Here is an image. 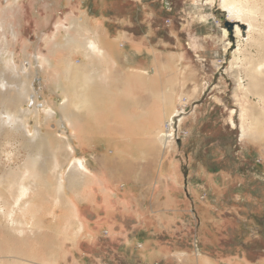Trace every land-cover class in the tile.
Wrapping results in <instances>:
<instances>
[{
    "label": "rangeland",
    "instance_id": "374dc122",
    "mask_svg": "<svg viewBox=\"0 0 264 264\" xmlns=\"http://www.w3.org/2000/svg\"><path fill=\"white\" fill-rule=\"evenodd\" d=\"M17 1L0 0V45L6 44L15 57L14 67L0 62V111L31 110L27 121L31 130L40 114L42 129L55 144L53 151L44 149L45 164L56 157L68 173L74 160L81 158L92 171L105 172L117 189L109 195L108 208L83 203L82 213L93 222L92 235H76L78 224L73 220L64 224L67 233L48 228L52 215L41 220V207L35 209L43 202L45 207L50 205L44 192L31 208L16 205V214H11L19 197L20 174L16 172H25L33 150L24 130L0 125V264H264V128L241 137L240 104L245 99L238 88L237 70H230L239 38L220 3ZM86 10L98 17L104 14L111 35L122 36L123 48L136 44L148 58L157 54L161 66L154 91L142 87L146 79L141 77L131 88L135 93L144 90L138 91L135 102L152 107V114L145 113L146 108L138 110L136 103L131 108L124 96L123 157L113 154L111 145L103 143L106 148L102 147L98 139L84 148L73 139L62 121V97L43 67L42 55L57 27L61 23L70 27ZM242 30L244 44L249 26ZM254 35L252 43L242 46L246 57L239 62L264 55V37ZM74 60L81 59L76 56ZM22 85L31 92L19 100ZM171 91L172 110H179L176 139L161 150L148 136L147 124L152 116L165 114L168 100L161 96L169 92L168 97ZM155 93L161 98L152 96ZM248 99L264 127L258 100ZM48 109L54 110V116ZM68 138L74 151L66 150ZM98 196L102 200L103 195ZM31 213L37 217L31 218ZM38 222L43 224L41 231L27 225Z\"/></svg>",
    "mask_w": 264,
    "mask_h": 264
},
{
    "label": "bare ground",
    "instance_id": "6f19581e",
    "mask_svg": "<svg viewBox=\"0 0 264 264\" xmlns=\"http://www.w3.org/2000/svg\"><path fill=\"white\" fill-rule=\"evenodd\" d=\"M211 1L215 2V0ZM216 1L220 3L222 10L229 14L228 21L235 24L236 35L239 38L237 41L238 47L233 52L234 61L231 63L230 70H237L238 88L242 91L243 98L245 99V102L240 104L241 137L244 138L251 131L255 130L258 134L263 132L264 128L261 125L260 118L254 113L255 105L253 106L251 100L248 99L250 96L257 99L261 114L264 115V55L256 60L239 62L242 60V56L246 57L242 55V46L248 45L250 42L252 43L255 33L261 34L264 37V0ZM18 2L20 1L16 3L18 4ZM6 14L4 15L6 16ZM73 20L70 27H64V23H61V26L57 27V31L53 33L52 37L54 40L50 41L52 43H50L47 53L42 55L43 67L47 70V73L55 84L56 91L60 93L63 100L61 106L62 121L72 131L73 139L78 141L79 145L83 146V148L92 142L94 137H97L105 144L113 146V154L123 157L124 132H127L124 126V99L127 98L130 104H132L131 108H134V103H136L137 108L143 107V104L139 100L135 102L136 98H138L137 96H140L137 95L139 90L135 93L134 89L131 88L138 84V78L140 80L141 78H145L148 84L149 82L152 83V85H149V88L153 86V83L156 82V79L160 75L158 56L157 54L152 57L149 55L148 58L147 55L143 54L141 47L136 44L123 48L119 44V39L122 36L120 34L115 37L111 35L104 14L98 17L97 15L89 14L88 10H86L81 18ZM244 25H248L249 30L248 37L245 39L244 44H242V26L244 27ZM5 46L6 44L4 46L0 45V62L3 63L4 67L10 68L15 63V57L13 53L7 51L8 48L6 49ZM3 49L5 50L3 51ZM76 56L81 59L79 62H75ZM123 62L126 65H122ZM169 64L167 65L168 67H170ZM124 66L126 70L123 69ZM71 73L75 77V83L72 81ZM146 88H148V85ZM30 92L27 86L22 85L19 88V96L17 95V98L19 100L20 98L24 99ZM166 94H169V92ZM166 94L165 96L159 94L164 99L159 97L162 100L167 99L168 108L171 107V109L167 108L165 114L155 119L158 123H154V120L151 119V122L149 121L150 123L147 125V133H150L147 135L152 137L156 145L159 143L158 145L161 147V150L169 146L172 140L175 142V119L179 114L177 108L172 110L174 108H172L173 93L168 97H166ZM112 101L115 102L114 104L121 102L123 106L122 111L119 113L120 109L116 108L112 123L105 124L104 121L103 123H99L97 115L99 109L97 110L96 107H98V104ZM16 103L18 104L19 102ZM158 109L160 108L158 107ZM28 110L22 107L18 112H13L9 109L0 111V125L8 126L13 131L24 130L25 135H30L28 139L30 143L32 142L31 149L33 150L28 156L25 172H16L18 175L20 174V184L17 193L19 197L15 201L17 203L12 204V207H14L10 209L12 211H10L11 214L15 213L20 204L31 208L44 192L46 195H43L47 197L46 200H50V205H46L45 207L44 203L46 202H43L41 206H36L37 208L35 209L38 211L41 207L39 210L40 218H44L48 214L52 215L53 219L51 225H47L48 228L54 227L59 232L64 231L67 233L69 229L64 230L66 228L64 224L73 220L78 224L76 235L80 232L92 235L91 232L94 231L93 222L82 213L83 203L104 204L108 208L112 203L109 195L117 187L110 184L105 172L92 171L89 164L81 158L74 160L68 173H66L65 165H60L56 157L50 160L49 165L45 164L43 161L44 149L49 147L53 151L55 144L50 141V138L42 129V124L39 121L40 114L35 116L37 120L35 128L31 130L28 127L27 121L31 115V112L29 113ZM47 112L51 116L55 114L52 109H48ZM111 113L113 114V112ZM154 117L152 116V118ZM148 118L150 119L151 117ZM127 119L129 118H126V121ZM131 119H133V116ZM231 122L233 126H236L232 117ZM129 125L131 126V124ZM127 127H129L128 124ZM99 128L101 132H99ZM71 141L68 138L67 146L65 145L67 151H74L72 146L74 144ZM99 193L103 195L102 200L99 199ZM36 214L31 213L33 215L31 218L37 217ZM27 225L37 228L38 231L43 229V224L39 222L34 225L30 223Z\"/></svg>",
    "mask_w": 264,
    "mask_h": 264
},
{
    "label": "crops",
    "instance_id": "0c3cea01",
    "mask_svg": "<svg viewBox=\"0 0 264 264\" xmlns=\"http://www.w3.org/2000/svg\"><path fill=\"white\" fill-rule=\"evenodd\" d=\"M147 81V80H146ZM147 83V84H146ZM143 85H144V87L146 86L147 87V85H148V89H152L151 91H154L155 90V83H153V86H151V88H149L150 86L149 85H152V83H150L149 82V84H148V81L147 82H144L143 83ZM143 87V86H142ZM147 89V88H146ZM159 91V90H158ZM155 92H157V91H155ZM159 94L158 93H155V95L153 94L152 96H154V97H159L158 96ZM151 100L150 99H147V102H150ZM113 102V101H112ZM112 102H107V103H102V104H98V107H96L97 108V110H98V113H97V115H98V121H99V123H103V121H104V123L106 124V123H112L113 122V120H114V112H115V110H116V108H119L120 109V111H119V113L122 111V109H123V106H122V103L120 102H118V103H116L117 104V106H116V104H114L115 102H113V104H112ZM114 105V106H113ZM146 107H144V105H143V107L142 108H138V110L139 109H145ZM152 108V107H151ZM149 108H146V113H149V110H148ZM112 110V111H111ZM145 111V110H144ZM111 112H113V114L111 113ZM150 112H153V108L150 110ZM104 114V115H103ZM139 115V116H138ZM136 116H138V117H136V118H139L140 117V114H139V112H137L136 111ZM103 117V118H102ZM112 117H113V119H112ZM105 118V119H104ZM159 118H160V114H159ZM108 119V120H107ZM155 119H158V116L157 117H155V118H152V120H154V123H158V121L156 122V120ZM150 122H151V120H150ZM150 122H148V124L150 123ZM147 124V125H148ZM101 131H102V127H101ZM100 131V128H99V132H101ZM124 133H126V132H124ZM124 138H125V136H124ZM94 139H98L99 140V144H101V146L103 147H105V145L103 144L104 142L103 141H100V139L99 138H95L94 137ZM90 143H92V142H90ZM107 145V144H106ZM106 148V147H105ZM108 148V147H107ZM110 148V147H109ZM81 233H77V235H80Z\"/></svg>",
    "mask_w": 264,
    "mask_h": 264
}]
</instances>
